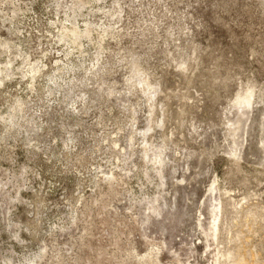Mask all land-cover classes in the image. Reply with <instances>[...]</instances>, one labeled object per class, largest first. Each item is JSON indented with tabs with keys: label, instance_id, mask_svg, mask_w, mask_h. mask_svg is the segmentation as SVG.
<instances>
[{
	"label": "rangeland",
	"instance_id": "374dc122",
	"mask_svg": "<svg viewBox=\"0 0 264 264\" xmlns=\"http://www.w3.org/2000/svg\"><path fill=\"white\" fill-rule=\"evenodd\" d=\"M0 264H264V0H0Z\"/></svg>",
	"mask_w": 264,
	"mask_h": 264
}]
</instances>
